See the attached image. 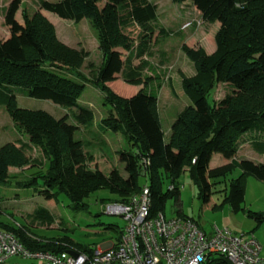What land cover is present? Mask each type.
Wrapping results in <instances>:
<instances>
[{"label": "trees", "instance_id": "obj_1", "mask_svg": "<svg viewBox=\"0 0 264 264\" xmlns=\"http://www.w3.org/2000/svg\"><path fill=\"white\" fill-rule=\"evenodd\" d=\"M37 0L40 9L64 19L79 22L88 19L96 31L102 61L92 79L79 68L88 52L74 49L56 35L55 27L39 11H23V23L15 19L20 0H12L4 13L9 35L0 39V105L12 121L27 136V143L16 146L8 142L0 146V183L10 180L9 167L21 168L32 160L26 151L39 148L47 163L27 179L17 182L20 187L33 188L46 199L64 194L75 209L87 208L84 199L101 188L116 195L112 202H127L141 188L139 178L145 176L150 191L151 215L162 211L167 198L177 202L181 174L188 170L203 203L212 204L211 196L221 192L219 203L212 209L228 205L232 212L243 211L245 180L253 175L264 183V163L236 158L242 140L250 149L264 155V0H171L190 1L206 24L220 23L214 35L215 50L207 54L203 48L181 45L193 62L195 73H181V86L190 104L181 110L170 126L168 140L158 112V99L143 88L125 97L117 94L110 84L120 74L130 85L142 83V72L149 63V41L154 33L167 36L171 30L158 24L157 4L152 0ZM139 28L138 42L126 29ZM119 48L127 51L122 58ZM134 59H141L134 64ZM92 66V64H89ZM90 80L103 93V103L109 105L101 122L104 128L121 134L133 148L119 149L123 176L113 168L108 174L86 166L92 156L83 150V141L75 138L80 126H93L94 112L78 104L86 82ZM218 82L230 89L222 98L208 100L209 92ZM22 88L28 97L49 99L68 108H76L72 117L55 118L42 109L19 107L15 88ZM172 91V89H171ZM221 154L224 164L210 168L212 155ZM148 157L149 165L141 172L140 159ZM194 159V162H193ZM239 168L241 173L228 182L226 176ZM168 183L164 191V184ZM223 182V188L217 184ZM173 185V189H168ZM163 212V211H162ZM257 225L264 221V212L245 210ZM175 216H186L181 210ZM30 221L51 225L55 217L40 207L27 215ZM189 217V216H186ZM194 220V219H193ZM195 221V220H194ZM27 224H11L0 220V230L12 232L31 250L62 252L69 248L91 255L95 247L75 242L67 235L46 237L36 234ZM197 223V222H196ZM108 227L117 232L113 224ZM203 264H230L219 254H212Z\"/></svg>", "mask_w": 264, "mask_h": 264}, {"label": "rangeland", "instance_id": "obj_2", "mask_svg": "<svg viewBox=\"0 0 264 264\" xmlns=\"http://www.w3.org/2000/svg\"><path fill=\"white\" fill-rule=\"evenodd\" d=\"M12 0H0V39H5L9 35V29L4 24V11ZM20 6L15 14V19L23 23V11L28 13L39 11L55 27L56 35L60 41L74 49H83L88 52L79 71L92 79L93 72L97 70L102 61V52L98 47L96 31L90 25L88 19L83 18L79 22L71 19H64L56 14L44 9H40L37 0H20ZM56 1V0H50ZM157 3L158 24L171 30V34L160 37L154 33L149 41V54L144 56L149 65L142 72V83L137 87L145 88L151 92L159 101L158 111L163 131V138L168 140L170 126L177 114L184 107L190 104L189 98L185 95L181 86V73L191 76L195 73L193 62L185 55L181 49L182 44L197 49L203 48L207 54L213 52L215 48L214 35L220 27L219 22L206 24L201 17L187 9L182 2H172L171 0H152ZM104 0L98 3L101 7ZM189 12L184 14V11ZM187 16V20L182 18ZM186 21V23L184 22ZM183 26H180L181 23ZM184 30H182V29ZM135 44L138 42L139 28L136 26L125 30ZM213 48V49H212ZM212 49V50H211ZM122 58H125L127 51L119 48ZM141 59H134L133 63L138 64ZM89 64H92L90 66ZM109 86L121 96H131L135 93V85L124 82L121 75H116V79L110 82ZM172 92H171V89ZM230 89L226 83L218 82L209 92L208 100L210 103L217 101L224 96ZM22 88H15L16 101L19 107L27 109H42L55 118L68 116L69 123H75L72 114L76 108H68L53 103L49 99H38L28 97ZM78 104L91 108L94 112L93 126L85 128L80 126L75 138L83 141V150L91 154L92 159L87 160L86 166L91 170L98 169L104 174H108L113 168L126 176L123 170V163L119 159V149L133 148L118 132L104 128L102 118L107 116L109 105L103 103V93L88 80L84 90L78 98ZM22 138V139H21ZM8 142H14L18 146L20 143H27L28 136L18 128L12 121L10 115L3 105H0V146ZM247 143L244 139L241 144ZM240 144V145H241ZM240 151L241 158L249 159L254 162H263L264 155L249 149L245 145ZM32 162L21 168L9 167L10 180L7 183H0V220L11 224L32 223L28 214L36 209L43 207L53 213L55 220L51 225L33 222L35 226L31 229L41 236L54 237L67 235L75 242L90 247H98L105 241L114 240L117 232L108 227L113 224L120 230L124 224V219L119 215L110 214L106 211V205L111 204L116 195L105 188L91 192L84 202L87 208L75 209L70 200L64 195H58L57 199H46L33 188L20 187L17 182L27 179L35 170L44 169L47 160L41 150L36 147L26 151ZM221 154L215 152L211 158L210 167L219 165ZM241 173L239 168H235L225 180L236 178ZM180 194L177 202L173 197L165 200L163 206L164 215L169 218L175 216L178 210H182L186 215L194 217L200 225L207 230L213 224H220V217L226 212H231L228 205H223L219 209H212V204L219 203L222 199L221 192L215 191L211 196L212 204L203 203L197 193V187L192 182L188 170H185L180 178ZM243 207L245 210L264 211V183L253 175H248L245 180ZM148 180L145 176L139 178L141 186L147 185ZM168 183L164 184V191ZM223 182L217 184V189L223 188ZM232 214V213H231ZM236 218L243 219L242 230L250 231L257 226L253 217H246V212L235 213ZM0 264H36L34 259H27L15 255Z\"/></svg>", "mask_w": 264, "mask_h": 264}, {"label": "built area", "instance_id": "obj_3", "mask_svg": "<svg viewBox=\"0 0 264 264\" xmlns=\"http://www.w3.org/2000/svg\"><path fill=\"white\" fill-rule=\"evenodd\" d=\"M149 163L148 157L140 159L143 174ZM150 207L147 185L127 202L107 204L106 211L121 216L125 224L117 242L105 241L91 255L72 248L62 252L31 250L12 232L0 230V263L15 255L34 259L36 264H203L212 254L225 257L230 264L261 261V246L252 232L214 226L208 235L191 217L167 218L162 211L151 215Z\"/></svg>", "mask_w": 264, "mask_h": 264}, {"label": "crops", "instance_id": "obj_4", "mask_svg": "<svg viewBox=\"0 0 264 264\" xmlns=\"http://www.w3.org/2000/svg\"><path fill=\"white\" fill-rule=\"evenodd\" d=\"M154 2V1H153ZM154 3H156V2H154ZM157 4V3H156ZM182 4L183 5H186V7H187V9L189 10V11H191V12H194V13H196L197 15H199V17H200V12L196 9V7L190 2V1H183L182 2ZM188 10H186V11H184V14L185 13H187V12H189ZM184 14L182 15V18L184 19V20H187V16L186 17H183L184 16ZM185 23H186V21H184ZM181 23V25L180 26H183V24H185V23ZM164 27V26H163ZM164 28H166V29H169V28H167V27H164ZM182 29V28H181ZM185 29V28H184ZM184 29H182V30H184ZM165 37V36H164ZM213 49V48H212ZM211 49V50H212ZM214 50H215V48H214ZM213 50V51H214ZM108 85H109V83H107ZM134 91L135 92H137L138 91V87L137 86H135L134 88ZM171 89V88H170ZM172 92V91H171ZM158 104H159V101H158ZM159 110V109H158ZM159 112V111H158ZM162 129V128H161ZM22 139V138H21ZM245 145H247V143H244V144H241L240 145V147H239V150H238V152H237V156H236V158H238V159H240L241 158V155L239 154L240 153V151H241V148L242 147H246ZM249 149H250V147H249ZM213 156V155H212ZM212 158V157H211ZM226 161H224L223 159H222V157L221 158H219V165H222V164H224ZM210 163H211V159H210V162H209V167H210ZM219 165H215L214 167H216V166H219ZM210 168H213V167H210ZM224 207V206H223ZM230 208V207H229ZM244 208V207H243ZM181 210V209H180ZM231 210V209H230ZM182 211V210H181ZM252 211V210H251ZM243 212H245V209L243 210ZM261 212H264V211H261ZM52 213V212H51ZM182 213L183 214H185L183 211H182ZM232 213V214H231ZM238 213V212H237ZM53 214V213H52ZM186 215V214H185ZM186 216H189V215H186ZM189 217H191V218H193L194 219V217H192V216H189ZM246 217H248L247 215H246ZM195 220V219H194ZM196 222H197V220H195ZM220 224L221 225H218V223L217 224H213V226L212 227H210V228H208L207 230L204 228V226L203 225H200V223H198L197 222V224L204 230V232L206 233V234H208V235H211L212 233H213V228H214V226H218V227H228V228H230L233 232H235V231H238V230H242L241 228H242V226H243V223H242V221H243V219H237L236 218V215H235V213L234 212H232V210H231V212H226V213H224V214H222V216L220 217ZM258 226V225H257ZM244 231V230H243ZM244 232H252L253 234H254V236L256 237V239H257V241L259 242V244H260V246H261V249H260V253H259V255H260V258H261V261H260V263L259 264H264V221L261 223V226L260 227H255L254 226V228L252 229H250V231H244Z\"/></svg>", "mask_w": 264, "mask_h": 264}, {"label": "water", "instance_id": "obj_5", "mask_svg": "<svg viewBox=\"0 0 264 264\" xmlns=\"http://www.w3.org/2000/svg\"><path fill=\"white\" fill-rule=\"evenodd\" d=\"M71 254H76L74 251H69Z\"/></svg>", "mask_w": 264, "mask_h": 264}]
</instances>
